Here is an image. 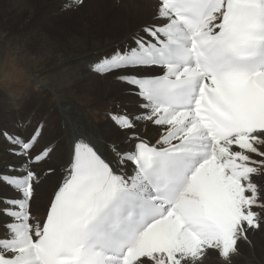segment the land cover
<instances>
[{"label": "snow or ice", "instance_id": "1", "mask_svg": "<svg viewBox=\"0 0 264 264\" xmlns=\"http://www.w3.org/2000/svg\"><path fill=\"white\" fill-rule=\"evenodd\" d=\"M157 19L166 23L143 29L151 40L114 49L94 70H160L117 77L144 112L113 117L124 130L149 121L160 139L118 153L130 176L76 143L42 224L30 212L36 174H0L20 194L0 201V264H198L208 250L229 260L260 227L251 177L264 168V0H159ZM35 140L12 143L27 155Z\"/></svg>", "mask_w": 264, "mask_h": 264}, {"label": "bare ground", "instance_id": "2", "mask_svg": "<svg viewBox=\"0 0 264 264\" xmlns=\"http://www.w3.org/2000/svg\"><path fill=\"white\" fill-rule=\"evenodd\" d=\"M113 1L120 7H126L130 15L139 14L140 19L138 20V23L130 26L128 29H122V27L118 28L117 31H120L121 33V35L119 34L120 36L110 37L104 41H95L88 48H80L74 52H65L61 51V49L59 50L52 47L53 42L46 34V36H42L39 33H30L29 31L26 32L27 30H24L26 20L23 19V14L24 9L30 4V0H0V15L5 21H0V168L3 169L4 165L7 167L8 163L10 165L18 166L25 161L24 157H15L7 152V150H4L6 146H8V148H12V146H9L1 137L2 129H9L10 131L17 133L19 132L24 134L25 137H28L34 128L33 125L35 120L43 118V113H48L49 107H53L57 124L60 126L61 136L59 141H61V145L57 149L50 150L47 156L48 158L51 157L53 161V165L50 166L52 172H49L50 169L41 170L38 164L30 167V171L34 172V170H36V172L41 175V180L34 183V196L30 202V212H34L37 209L35 213H31L33 223L38 222L43 208L42 200L44 199V194L42 193V185L46 180L50 179L53 173L57 172L58 180L50 192L47 206L44 210L45 212L49 205L51 195L58 188L60 182L65 178L68 166L71 164L73 157L72 147L79 142V139L94 146L98 153L102 155L116 172L130 176L134 173V169L128 162L121 163L118 153L123 154L132 151L134 143L139 142V140H144L150 144H156L163 132L161 127L145 120L134 121L135 127L133 129L121 130L118 122L113 119L114 116L124 115L134 118L140 116L144 112L141 108L142 101L135 93V88L117 77L130 76L133 74L151 75L154 72H157V70L155 71L154 69L153 71V69L148 68L127 69L121 72H112L102 75L93 71V65L110 55L114 49H127L131 46L134 47L135 41L140 37H144V39L147 40L148 35L144 33V28L166 23L165 20L157 19V11L159 7L158 0ZM113 1L104 0L103 2L110 4L111 8V6H113ZM43 3L57 14L66 11L69 5H73V7L76 5L78 6V3H74L73 0H53V3L52 0H47L43 1ZM2 5L4 8H2ZM98 8L99 4L95 5L93 11L98 10ZM149 14H151L152 17H150ZM42 16L44 17L43 13ZM42 22L44 21L42 20ZM18 24L20 26H18L17 31L15 30V33L8 30V28H15ZM31 26L35 27V25ZM29 33L30 36L27 35ZM29 37L30 40L36 41L37 43H35L33 48L29 47L27 44ZM77 52L82 53L76 58L70 59V57L74 56ZM22 63H24V65H22ZM70 72L73 73V76L77 73L80 77H87L86 79H82L77 76L78 80L76 78L70 79L67 74ZM32 76L36 77L41 83H43L38 86L36 90H34V87L36 86L35 80H31ZM96 79L101 81L96 83ZM47 86L50 90L45 88ZM115 87H121L123 89L119 93ZM74 90L82 92V95L78 92L80 98L85 95L83 92H88L93 95V99L89 101L83 100L81 103L75 104L79 109L75 108L74 105L67 100L68 96H75ZM35 91H37L36 95H46L49 93L53 99L48 100L49 103L47 108L44 104L39 103L34 110L35 112L33 115L31 111L32 108L28 110L27 114H25L23 112H25L24 109L26 107L30 105L32 107L35 106V103H30V99L33 96L32 94ZM102 91H104L103 94L100 93ZM52 93L57 95L58 99H56ZM104 94L106 97L104 102L111 101L113 96L120 98V102L116 100L117 102L114 105L111 104L112 101L111 103H106V116L103 117V120H101V118L98 119L99 125L95 124L93 127V124L88 122L96 121L97 116H93L92 113L84 109H89L99 101L100 106H102L104 102L101 103V98L104 97ZM109 94L112 95L109 96ZM10 99L13 101H8ZM52 117L53 113H49L46 118L47 121ZM16 118L20 119L15 123L14 119ZM18 122L25 123V127L21 129L16 127ZM148 122L154 126L152 131L149 132L146 131V123ZM53 132L54 129L51 126L49 134H52ZM44 136L45 130H42L32 152L34 151V153H36L37 151L39 152L42 149H48L50 147V141L48 142L44 140ZM41 140L43 143L39 144V141ZM252 158L254 160L261 159L255 155H253ZM3 172L8 171H5L4 169L0 170V173ZM42 174H44V176H42ZM251 181L257 186L258 192L261 196L260 202L264 203V168H260L257 174H253ZM11 196H17V198H19L20 194L10 189L6 184L0 183V198H9ZM0 207L7 206L6 204H0ZM254 211L260 213V227L258 229H249L247 231V239H241L238 242V253L239 249L242 247H247L249 251L245 252L246 262L243 260L245 262L244 264H264V254L260 252V250L264 248V211L259 208L254 209ZM6 222H8L7 217H0V223ZM2 232L3 228H0V233ZM259 233H261V236H259ZM213 253L217 255V259H215L216 257L214 258L215 260L209 258ZM257 253L260 256V259L255 256ZM232 256L236 257L238 254ZM232 256H230V258ZM210 262L213 264H232L230 263V260L228 262V260L221 258L219 252L215 250H208L206 255L198 261V264H211Z\"/></svg>", "mask_w": 264, "mask_h": 264}, {"label": "rangeland", "instance_id": "3", "mask_svg": "<svg viewBox=\"0 0 264 264\" xmlns=\"http://www.w3.org/2000/svg\"><path fill=\"white\" fill-rule=\"evenodd\" d=\"M43 1H47V0H30V4L24 9V14H23L24 17H23V19L26 20V24H25L26 26L24 27V30L25 31L27 30L26 32L29 31L30 33H33V32L39 33L42 36H46L47 35V37L53 42V46L52 47H54L55 49H59V50L61 49V51H65V52H74V51H76L77 49H80V48L81 49L88 48L95 41H102V40L104 41V40H106L107 38H110V37L120 36L121 33H120V31L119 32L117 31L118 28L122 27V29H128L130 26L136 25L138 23V20L140 19L139 14L130 15V13L127 11L126 7H124V6L120 7L118 4H115L113 0H112L113 1V6H111V8H110V4H108V3L106 4V3L103 2L104 0H83L82 4H78V6L77 5L74 6L73 7L74 9L73 8H69L70 7L69 6L67 8V10L64 11L61 14L55 13L51 8L49 9L47 6H45ZM52 3H53V0H52ZM97 4H99L98 10L93 11V8L95 9V5H97ZM2 8H4L3 5H2ZM47 11H48V13H47ZM42 13L44 14V17L42 16ZM52 13H53V15H52ZM149 16L152 17L151 14H149ZM45 17L48 20V22L45 19ZM42 20L44 22H42ZM0 21L1 22H5L4 19L1 17V15H0ZM31 25H35V27L31 26ZM18 26H20V25L18 24L17 26H15V28H13V27L12 28H8L7 27V28H8V30L10 32L15 33V30L16 31L18 30ZM53 26H55V27H53ZM36 28H37V30H36ZM31 29H32V31H31ZM39 31H41V32H39ZM30 33L27 34V35L30 36ZM35 43H36V41L30 40V37L27 40V44H28L29 47L33 48ZM91 52H88V53H91ZM77 53H75L74 56L70 57V59L76 58L82 52L78 53V54ZM17 60H18V57H17ZM49 61H47V62H49ZM22 65H24V63H22ZM82 72H84V71H82ZM67 74L69 75L70 79L71 78H73V79L76 78L78 80V77L82 78V79H86V77H87V76H81L80 77V75L77 74V73H75L74 74L75 76H73L72 75L73 73H71V72L67 73ZM32 79H34L35 83H36V86L34 87V90H36L38 88V86L43 84L36 77L32 76L31 80ZM95 81H96V83H99L101 80L96 79ZM45 88L50 90L48 86L45 87ZM115 88L117 89V92H119V93L123 89L121 87L120 88L119 87H115ZM36 92L37 91H35L32 94L34 97L32 96V98L30 99V103H32V102L35 103V106L32 107L30 105V106L26 107L24 109L25 112H23V113L27 114L28 110H30L32 108L31 111H32V115H33V113L35 112L34 110L37 108V105L39 103L44 104L46 106V108H47L48 107V103H49L48 100H52L53 99V97L49 93H47L46 95H43V94L36 95ZM78 92H79V90L78 91L74 90V95L75 96H73V97L68 96L67 100L70 101L74 105L75 108L79 109V107H77L75 104L81 103L83 100L84 101H86V100L89 101V100L93 99V95L88 93V92H83V93H85V95L80 98L79 95H78ZM103 92L104 91H102L100 93L103 94ZM79 94L82 95V92H79ZM52 95L55 96L56 99H58L57 95H55L54 93H52ZM110 95H112V94H109V96ZM109 96H108V98H109ZM105 98L106 97H105V94H104V97L101 98V103H103L105 101ZM116 100H118V102H120V98H117V97L113 96L112 100H111L112 103H111V101H109V102L112 105H114L117 102ZM8 101H13V100L10 99ZM99 102H97L96 105L91 106L89 109L88 108L84 109V110H88L90 113H92L93 116L94 115H95V117L97 116L96 117V121H94V122L93 121L92 122L89 121L88 122L90 124H93V127H94L95 124L99 125L98 119L101 118V120H103V117L106 116V112H105L106 103H109V102H104L102 104V106H100ZM42 112H44V111H42ZM93 112H95V113H93ZM98 112H100V113H98ZM49 113H53V117L50 118L49 121H47L46 118L48 117ZM102 113H103V115H102ZM43 116L44 117L41 118L40 120H35L34 125H38V123H39L43 127V130H45V136H44L45 139L44 138L43 139L48 141V142L50 141L49 142V146H50L51 150L57 149L61 145V141H59L61 135H60V126H58V124H57V119L55 117V111H54L53 107H49L48 108V113H43ZM19 119L20 118L14 119L15 123ZM21 124H23V123L20 122L19 125H21ZM146 124H147L146 131L147 132L152 131L154 126H152V124L149 123V122L146 123ZM51 126L53 127L54 132L52 134H49V129H50ZM24 127H25V125H24ZM144 127H145V125H144ZM7 130L10 131L9 129H7ZM122 132H124V131H122ZM39 142H40L39 144L43 143L42 140L39 141ZM5 149H8V146H6L4 148V150ZM38 165H39L41 170H49L50 169L49 172H52L50 166L53 165V161H52L51 157H49V158L47 157L45 159V161L39 163ZM3 169L7 170L6 166ZM3 169L0 168V170H3ZM57 180H58L57 172H55L50 177V179L46 180V182L42 185V193L44 194L43 195L44 199L42 200L43 201L42 202L43 203V208L41 210V214H40L39 218H41V215H42V213L44 212V210H45V208L47 206V201L49 199L50 192L54 188V185H55ZM35 211L34 212L31 211V213L33 214V213H35ZM259 236H261V233H259ZM263 244H264V241H263ZM247 251H248L247 247H242L241 249H239L238 256H236V257L232 256L229 259L230 263H232V264L233 263L234 264H244L246 262V260H245V252H247ZM260 252L262 254H264V248H262L260 250ZM216 256L217 255L215 253H213V254L210 255L209 258H213L214 259ZM255 256L260 259V256H259L258 253ZM209 258H207V259H209ZM207 259H206V261H207ZM215 259H217V257ZM229 260H228V262H229ZM211 264H213V263H211ZM218 264H223V263H218ZM227 264H229V263H227Z\"/></svg>", "mask_w": 264, "mask_h": 264}]
</instances>
